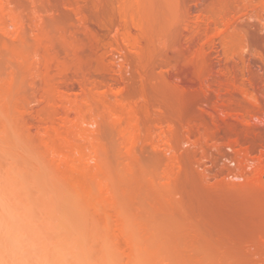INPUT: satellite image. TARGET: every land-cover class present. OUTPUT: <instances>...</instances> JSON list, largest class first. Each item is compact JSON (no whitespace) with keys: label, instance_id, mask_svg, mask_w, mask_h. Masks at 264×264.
I'll list each match as a JSON object with an SVG mask.
<instances>
[{"label":"rangeland","instance_id":"obj_1","mask_svg":"<svg viewBox=\"0 0 264 264\" xmlns=\"http://www.w3.org/2000/svg\"><path fill=\"white\" fill-rule=\"evenodd\" d=\"M259 1L206 0L203 7L196 0H0L2 164L12 153L31 177L40 173L47 185L34 186H41L38 197H64L52 199L53 207L89 243L94 232L104 244L115 239L114 264L129 263L131 250L141 252L132 254L138 264H264V172L255 173L264 170V149L246 153L219 138L227 126L264 131L251 106L264 105V63L250 44L264 39ZM227 21L236 36L229 47L216 35ZM199 45L205 48L197 59ZM225 67L236 76L219 74ZM249 72L263 74L253 87ZM71 104L84 113L76 115ZM71 127L81 133L65 135L82 152L75 157L83 154L81 174L60 160L52 171L53 156L44 157L51 150L41 146L50 141L45 131ZM60 170L68 181L56 177ZM84 176L92 187L105 186L103 196L93 189L100 202L71 189ZM31 186L28 194L37 193ZM88 246L95 255L103 247Z\"/></svg>","mask_w":264,"mask_h":264},{"label":"bare ground","instance_id":"obj_2","mask_svg":"<svg viewBox=\"0 0 264 264\" xmlns=\"http://www.w3.org/2000/svg\"><path fill=\"white\" fill-rule=\"evenodd\" d=\"M174 1H177V0H174ZM204 1V0H203ZM206 1V0H205ZM204 1V2H205ZM196 2H197V4L196 3H194L195 4V6L197 5V6H202L203 5V3L204 2H202V1H199V3H202V4H200L199 5V3H198V0H196ZM175 3V5H176V2H174ZM258 6V10H260V12H262V13H260L258 10H257V12H259V14H264V0H260L259 1V4H257ZM203 7H204V5H203ZM202 7V8H203ZM205 7H206V5H205ZM260 8V9H259ZM196 9H198V8H196ZM257 9V8H256ZM5 11V10H4ZM2 13V12H1ZM6 15V14H5ZM4 17V16H3ZM233 19V18H232ZM235 19V18H234ZM228 22V23H227ZM226 22V24L224 23V30L222 29V30H220L219 32L217 31V33H216V35H218L224 42H226L227 41V44L226 45H228V47H229V45H230V42L232 41V36H234V35H232L231 34V36L229 35V33H228V31H229V29L231 28V26L232 25H230V23H232L231 21H227ZM230 22V23H229ZM223 23V22H222ZM137 24V23H136ZM136 26V25H135ZM141 27V26H140ZM136 28V27H135ZM138 28V27H137ZM142 29V28H141ZM139 30V29H138ZM143 30V29H142ZM219 30V29H218ZM264 30V29H263ZM222 36V37H221ZM210 37L212 38L213 36L212 35H210ZM210 37H207V38H209L210 40H211V38ZM215 37V36H214ZM213 37V38H214ZM235 38V40H236V36H234ZM212 38V39H213ZM227 38H231V40L230 39H227ZM209 39H207L208 40V42H211V41H209ZM233 39V40H234ZM228 41H229V43H228ZM200 45H202V43H199ZM204 44V43H203ZM206 44V43H205ZM250 44H252V46L254 47L255 46V57L259 60V61H261V62H263L264 63V39H262L261 37H259V36H255V39L253 38H250ZM199 45V46H200ZM207 45V44H206ZM224 45H225V43H224ZM203 48H205V47H201L200 46V49L198 48L197 49V51H196V53H195V57H197V59H198V57L199 58H202L203 57ZM194 57V56H193ZM192 57V58H193ZM191 61H193V59L191 60ZM196 61V60H195ZM219 74H221L224 78H228V77H234V76H236V74H237V71H233V70H229V69H227L226 67L224 68V69H221V70H219ZM263 78V74L262 73H260V72H256L255 73V75L253 74V73H251V72H249V77H248V80H249V83H250V85L252 86V84H254L255 82H257V81H259V80H261ZM253 87V86H252ZM103 98V97H102ZM101 100V101H100ZM100 100H98L99 102H101L102 103V100L103 99H100ZM117 100V99H116ZM96 101V100H95ZM94 101V102H95ZM86 102V101H85ZM88 102V101H87ZM86 102V103H87ZM94 102H92L97 108H98V106L94 103ZM76 103V102H75ZM91 103V105H90V103H89V110H91V108H93V104ZM97 103V102H96ZM104 103H105V101H103V104H101L102 105V107L104 106ZM118 103V104H117ZM121 103V104H120ZM251 103H253V104H251ZM250 104H251V106L253 107V110H255V106L257 107V113H259V114H261L262 116H263V119H264V105H258L257 103H255V101H253V102H251ZM110 104V103H109ZM116 104L117 105H124L123 104V101L121 100V101H119V100H117L116 101ZM79 105H81V104H79ZM83 105H85V103L83 102ZM83 105H82V109L81 110H79L78 111V108H80V107H78V108H76L75 106H74V104L72 105L71 104V106L72 107H74V108H71V110H72V112L73 111H77L76 113H78V114H76V115H78L79 116V114H80V111H82L83 110ZM87 105V104H86ZM86 105L84 106V107H86ZM100 105V104H99ZM100 105V106H101ZM92 106V107H91ZM105 106H107L106 105V103H105ZM104 106V107H105ZM95 107V108H96ZM112 107V106H111ZM105 108V110L107 109V111H108V109L110 110V109H112V108ZM96 108V109H97ZM120 108H124V106L123 107H120ZM94 109V108H93ZM125 109V108H124ZM248 109V108H247ZM67 110V109H66ZM249 110V109H248ZM70 111V110H69ZM87 112H93V110L92 111H88V110H86ZM106 111V112H107ZM128 111V110H127ZM68 112V111H67ZM83 113H84V110L82 111ZM82 112H81V114H82ZM237 112V111H236ZM75 113V112H74ZM105 113V112H104ZM112 112H109V115L111 114ZM239 113V112H238ZM238 113H235V111H234V115L233 116H235V115H237L238 116ZM246 113V112H245ZM91 114V113H90ZM129 114L131 115V118H128V117H130L129 116ZM129 114H128V112L126 113V115H125V118H127V121H129L128 123H129V125L131 124L130 122H131V120H132V117H133V115H132V113H130L129 112ZM105 115H107V113L105 114ZM229 115V114H228ZM242 116H243V114H241ZM118 116V115H117ZM236 116V117H237ZM116 117V116H115ZM232 117V116H231ZM48 118H50V117H48ZM117 118H119L118 120H115V121H118V123L120 124V122H119V120H121V117L120 116H118ZM124 118V117H123ZM122 118V119H123ZM129 119V120H128ZM131 119V120H130ZM122 121V120H121ZM47 123V122H46ZM48 123H50V121L48 122ZM122 123V122H121ZM124 123V122H123ZM264 124V120L262 121V125ZM50 125H51V123H50ZM118 125V124H117ZM128 126V125H127ZM47 127V126H46ZM52 127V126H51ZM118 127H120V126H118ZM236 127V126H235ZM253 127V128H252ZM252 127H250L248 130H238L237 129V127L234 129V127H232V128H229L228 126L227 127H224V128H222L221 130H220V132H219V138L221 139V140H223V141H225V143L227 142L228 144L230 143V144H234V145H238L239 146V148L240 149H242L244 152H248V150H250L251 149V151H254L253 149H255V151L257 150V149H260V150H263L264 149V131L263 132H255L256 130H255V127L254 126H252ZM56 128V127H55ZM120 128H123V127H120ZM127 128V127H126ZM60 128H58L57 130L56 129H54V128H50V130H51V132H50V130L49 131H45V134H46V136H48V135H50V137H49V139H50V141H49V144H47V143H45L46 145H41V146H44L45 148H46V151H49V150H51V153H47V152H45V150L43 151V154H44V152H45V154H44V157L46 156L47 157V155L49 156V154H50V156L52 155L53 157L50 159L49 157L48 158H46V162H48V160L47 159H50L51 160V164H48V165H50V167H52V168H50L52 171L53 170H55L54 168H56L55 167V164H52V162H55V163H58L57 162V160L59 161H62V163L60 162V163H58L57 165H59L60 166V164L63 166V164H65L66 165V163H67V166H65V167H69V162L71 163V164H74L73 166H71L70 165V169L71 168H73V169H76V170H74V171H79L80 169H82V165H81V167H79V165L80 164H83L84 165V163H80L79 162V160H82L84 157L81 155V159L80 158H76L75 157V155L77 154L78 156L82 153V152H80V150H78L77 149V147H74L75 146V144L73 145V143H71L73 140L72 139H68L67 137H69V135L68 134H71V135H73V134H81L79 131H76L75 130V128H69L70 130H68V131H66L65 132V129L61 132V130H59ZM124 129V128H123ZM123 129L120 131V134L121 133H123V132H127V130L125 129L124 131H123ZM46 130H48V129H46ZM120 130V129H119ZM118 130V131H119ZM40 131V130H39ZM43 131H44V129H43ZM123 131V132H122ZM37 133V132H36ZM48 133H52V136H51V134H48ZM40 134V133H39ZM43 134V133H42ZM45 134H44V136H45ZM119 134V135H120ZM125 134V133H124ZM128 134H129V132H128ZM41 135V134H40ZM65 135H68L66 138H65ZM71 135H70V137H71ZM122 135L123 134H121V137H122ZM4 136V135H3ZM64 136V137H63ZM7 137V136H6ZM48 137H45L46 139L48 138ZM51 137H52V139H51ZM55 137V138H54ZM69 137V138H70ZM123 137H125V135L123 136ZM42 138V137H41ZM54 138V139H53ZM56 138H57V140H56ZM126 138V137H125ZM3 139V138H2ZM49 139H47V140H49ZM43 140V139H42ZM59 140V141H58ZM72 140V141H71ZM45 141V140H44ZM44 141L42 142V143H44ZM132 141V140H131ZM46 142V141H45ZM55 142H57V143H55ZM3 143V142H2ZM51 143H53L52 145H51ZM59 143V144H58ZM58 144V145H57ZM133 144V143H132ZM227 144V145H228ZM4 145H7V144H4ZM54 145H55V147H54ZM57 145V146H56ZM53 146V147H52ZM5 147V146H4ZM43 148V147H42ZM47 148L49 149V150H47ZM6 149V148H5ZM9 149V148H8ZM2 150V149H1ZM10 150V149H9ZM9 150H7V151H9ZM76 150H78L79 151V154H78V151H76ZM6 151V152H7ZM5 152V153H6ZM15 152V151H14ZM50 152V151H49ZM47 153V154H46ZM7 154V153H6ZM5 154V155H6ZM17 154V153H16ZM4 155V154H3ZM41 155V154H40ZM13 155H12V153H11V156L9 155V156H7V158H4L3 160H11V159H13V161L11 162V161H8V162H10V163H6L5 164V162H4V164H2V160H0V163H1V165H0V264H111V263H113V261L115 262L116 260H114V259H111V257L112 256H110V255H112L111 253L112 252H114V251H112L114 248H115V246H116V243L113 245V244H110V242H111V240L112 241H115V239L113 240V238L110 240V242H108V243H106V244H104L105 243V241L102 239V241H101V239H99V237H98V239H96L97 238V233H95L94 231V234L95 235H93V232H92V230H91V234L93 235V236H91V234H90V236L92 237V242L91 243H89V241L83 236L82 237V235H83V233L80 231V229L79 228H76V227H74V228H72V224H71V226H69V224H66V223H69L68 221L69 220H71V219H69L68 221H66L68 218L66 217V220L64 221V219L65 218H63L64 216H62V215H60L56 210H55V208L53 207V204H52V202H53V200L52 199H54L55 197H53L52 199H50V198H48V194H47V198H48V200L47 201H44L45 199V196L44 197H40L41 195H42V193H40L41 192V190H39V189H37V188H41V186L39 187V185H38V187L36 188V187H34L35 185H37V184H42V182L44 183V185L46 186L47 184H45V180H43V177H38V178H36L37 176H39V174L40 173H34L35 175H36V177H34V176H32L31 177V174L29 175V171L27 172V170H29L28 168H29V166L23 161V162H20L21 161V159H16V157H19V156H16L15 158L14 157H12ZM5 157V156H4ZM8 157H10L9 159H8ZM43 157V158H44ZM39 158H41V157H39ZM14 159H16V161H14ZM53 159V160H52ZM38 160V159H37ZM49 160V161H50ZM74 160H77V163H76V161H74ZM39 161V160H38ZM43 160H40L39 162H41L40 164L42 165V162ZM71 161H74V162H71ZM38 162V163H39ZM64 162V163H63ZM82 162V161H81ZM18 163V164H17ZM19 163H21L20 165H19ZM36 164V165H39V164ZM79 163V165L77 166L76 164H78ZM88 163V162H87ZM26 164V165H25ZM4 165V166H3ZM24 166L25 168H22L21 169V166ZM41 165H40V170H41V173H44L45 172V174H46V171L48 170L49 171V169H43V167L44 166H42V169H41ZM45 165V164H44ZM56 165V166H57ZM75 165L77 166V168H75ZM46 166V165H45ZM61 167V166H60ZM84 167V166H83ZM49 168V167H48ZM63 168V167H62ZM86 168V167H85ZM84 168V169H85ZM257 168V167H256ZM23 169H25L26 171H23ZM57 169V168H56ZM58 169H60V168H58ZM57 169V170H58ZM72 169V170H73ZM84 169H82V170H84ZM42 170L44 171V172H42ZM46 170V171H45ZM69 170V169H68ZM256 170V171H255ZM254 171H255V173L256 174H258V176L259 175H262V173L264 172V170H262V167H259V168H257V169H255ZM47 171V173H49ZM61 171L63 172V170H60L59 172L58 171H56V172H58V173H56V174H58V176L56 175V177H59V175L60 174H63V173H61ZM71 171V170H70ZM28 174H27V173ZM39 172V171H38ZM81 171H79V173H80ZM50 173H51V171H50ZM50 173H49V175H47L46 174V176H48L49 177V179L51 178V177H54V176H51L50 175ZM53 173H55V172H53ZM60 173V174H59ZM83 173V172H82ZM85 173H87V171L85 172ZM25 174V175H24ZM81 174V173H80ZM255 174V175H256ZM29 176L28 177V180H30L29 182H27L28 180L26 179V176ZM33 175V174H32ZM44 175V174H43ZM83 175H84V173H83ZM61 176H63V175H60V177H59V179L61 178ZM66 176V175H65ZM65 176H63V178L65 177ZM86 176V175H85ZM84 176V177H85ZM99 176V175H98ZM25 177V178H24ZM45 177V176H44ZM94 178H95V176H93ZM93 177H87V178H89V180L90 179H92ZM32 178V179H31ZM35 178H36V180H35ZM63 178L61 179V181H63ZM76 178V177H75ZM79 178H83V176H79ZM39 179L41 180V181H39ZM47 179V178H46ZM76 179H78V178H76ZM76 179L74 180L75 182L73 183H71V185H70V187H71V189L73 190V191H75V193L76 192H78L77 194H75L74 195V192L73 191H71L70 189H69V185L67 186L68 187V191H65V192H69L70 191V196L72 195V196H74L75 198H73L74 200L75 199H77V197L78 196H80L81 195V197H82V195L84 196H86V197H91V198H93V194H95L94 195V197L96 198H98V199H96V201L98 200H100L99 199V197H102L103 196V191H105L104 189H103V187H105V186H102V182L101 183H98V185H97V183L95 184L96 185V188L95 187H92V184L91 183H93V181H89V185L91 184V187L88 185V180L86 179V177L84 178V180H80V179H78L77 180V182H76ZM97 179H99L98 177H96V180H94V181H98ZM252 179V178H251ZM34 180V181H33ZM53 180V179H52ZM51 180V181H52ZM56 181L58 180V179H55ZM80 180V181H79ZM102 180V179H101ZM36 181V183L35 184H33L34 182ZM37 181H39V183H37ZM50 181V182H51ZM56 181H53V182H55V185L57 186V182H59V180L56 182ZM64 181H68V179H66L65 180V178H64ZM71 181V180H70ZM87 181V182H86ZM91 182V183H90ZM100 182V181H99ZM60 183V182H59ZM65 183V182H64ZM68 183V182H67ZM50 184V183H49ZM51 184H52V182H51ZM50 184V185H51ZM35 188H33L32 186ZM66 185V184H65ZM30 186L34 189V190H36L37 191V193L39 192V194H37V193H35L34 192V194H33V192H31V194H28V192L30 193V191H31V188H30ZM42 186H43V184H42ZM52 186H54V184L52 185ZM51 186V187H52ZM102 186V187H101ZM55 187V186H54ZM29 188V189H28ZM45 188V187H44ZM95 188V189H94ZM93 189L96 191V193L98 192V193H101L102 194V196L100 195V194H96L94 191H93ZM98 191H97V190ZM28 190H30V191H28ZM52 190V189H51ZM44 192H45V190H44ZM73 192V193H72ZM94 192V193H93ZM35 194H37V196H35ZM45 194V193H44ZM105 194V193H104ZM31 195V196H30ZM38 195H40L39 197H38ZM46 195V194H45ZM76 195H77V197H76ZM98 195H100L99 197H98ZM33 196H35L37 199H35V197L34 198H32ZM55 196V195H54ZM67 196H69V195H67ZM84 196V198L85 199H87L88 200V198H86ZM39 198V199H38ZM58 198V197H57ZM57 198H55L56 200H57ZM61 198V197H60ZM59 198V201L57 200V204H58V202H60V200H62V199H64V197L62 198V199H60ZM67 198H69V197H67ZM42 199V200H41ZM94 199V198H93ZM52 200V201H51ZM56 200H54V201H56ZM77 200H79V198L77 199ZM77 200H75L76 202H77ZM91 200V199H90ZM67 201H69V200H67ZM66 201V202H67ZM81 201H82V199H81ZM84 201V200H83ZM95 201V202H96ZM91 202V201H90ZM94 202V203H95ZM100 202V201H99ZM55 203V202H54ZM71 203V202H70ZM81 202H80V200H79V205H81L80 204ZM61 205H62V203H60ZM83 204V203H82ZM71 205V204H70ZM85 205V204H84ZM72 206V205H71ZM74 206H76V204L74 205ZM83 206V205H82ZM94 206V205H93ZM59 207H60V205H59ZM62 207H64V206H62ZM62 207H60L61 209H62ZM79 207V206H78ZM65 208V207H64ZM74 208V207H73ZM84 208V207H83ZM86 209V208H85ZM63 211H65L64 209H63ZM70 211V210H69ZM81 213V212H80ZM66 214H67V212H66ZM75 216H77V215H75ZM82 217V216H81ZM86 218V217H85ZM87 219V218H86ZM85 220V219H84ZM81 221V220H80ZM82 221H83V218H82ZM82 221H81V224H82V226H84V222L82 223ZM86 221V220H85ZM93 221H95L94 219H93ZM72 222V221H71ZM85 223H87V222H85ZM94 223V222H93ZM96 224V226L98 225V222L97 223H95ZM118 226V225H117ZM86 227V226H85ZM99 227H100V225H99ZM106 227V226H105ZM120 227H122L121 225H120ZM84 228V227H83ZM103 228H104V226H103ZM107 228V227H106ZM86 229V228H85ZM89 229V228H88ZM123 229V227L122 228H120V230H122ZM89 231V230H88ZM104 231H105V228H104ZM123 231V230H122ZM122 231H121V235H125L124 233H122ZM106 232L108 233L109 231H108V228H107V230H106ZM114 234V233H113ZM113 234L111 235V237H113ZM108 235H109V233H108ZM130 236V235H129ZM129 236H128V238H125V241H127L128 239H129V241H130V238H129ZM89 237V236H88ZM87 237V238H88ZM94 237H96V238H94ZM110 237V236H109ZM110 237V238H111ZM125 237V236H124ZM127 237V236H126ZM83 238H85L86 239V241H88V245L89 244H91V247L93 248V246H92V244H94L95 242L96 243H99V242H101V243H99V244H101V245H99L98 244V246H99V248H100V246H102L103 245V251L106 253H104L103 251H102V248H100L101 249V251L99 252L100 253V255L101 256H99V257H97L98 255H99V253H98V255H95V253H93L94 251L92 250V249H89L88 247V245H86L87 243L84 241L85 239H83ZM90 238V237H89ZM131 238H132V236H131ZM133 239V238H132ZM96 240V241H95ZM99 240V241H98ZM84 242V243H83ZM135 242V241H134ZM86 243V244H85ZM96 243L94 244L95 246H96ZM112 243V242H111ZM143 243V242H142ZM108 244H110L112 247L110 248V247H107V246H109ZM86 245V246H85ZM142 245V244H141ZM94 246V248L96 249H98V246H96L95 247ZM104 246H106L107 247V249L106 248H104ZM132 246H134V245H132ZM114 247V248H113ZM135 247V246H134ZM93 248V249H94ZM110 250H109V249ZM99 249V250H100ZM134 249V248H133ZM136 250L135 251H138L137 250V248H135ZM139 249V248H138ZM144 249V248H143ZM93 251V252H90V251ZM107 252H106V251ZM109 251V252H108ZM132 251L133 250H131V254H130V256H131V258H133V260L128 256H126L127 257V260L126 261H133L132 262V264L134 263H136V264H138V262L136 261V260H138L137 258H140L138 255H140V253L141 252H136V253H138V255L134 258V252L132 253ZM111 252V253H110ZM90 253H91V255H90ZM102 253V254H101ZM107 253H108V255L110 256V257H108V255H107ZM110 253V254H109ZM93 254L95 255V258H94V256H93ZM114 254V253H113ZM132 254H134V255H132ZM107 255V256H106ZM146 256H147V254H146ZM149 256V255H148ZM151 256H153V255H151ZM108 259V261H107V259ZM128 258H129V260H128ZM146 258V257H145ZM150 259V258H149ZM148 259V260H149ZM111 260H113V261H111ZM140 260V259H139ZM138 260V261H139ZM147 260V259H146ZM153 260V262H155L154 261V259H152ZM157 260V259H156ZM129 261V263H127L126 262V264H131V262ZM143 262V261H142ZM145 262V261H144ZM149 262V261H148ZM158 262V261H157ZM150 263V262H149ZM114 264V263H113ZM117 264V263H116ZM125 264V263H124ZM145 264V263H144ZM151 264V263H150Z\"/></svg>","mask_w":264,"mask_h":264}]
</instances>
